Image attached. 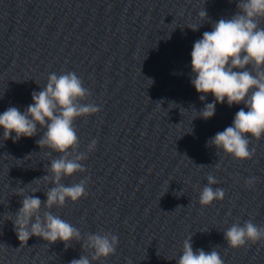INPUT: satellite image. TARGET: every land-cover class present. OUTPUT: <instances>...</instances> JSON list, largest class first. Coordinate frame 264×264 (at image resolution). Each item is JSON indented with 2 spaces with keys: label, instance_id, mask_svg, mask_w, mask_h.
<instances>
[{
  "label": "clouds",
  "instance_id": "1",
  "mask_svg": "<svg viewBox=\"0 0 264 264\" xmlns=\"http://www.w3.org/2000/svg\"><path fill=\"white\" fill-rule=\"evenodd\" d=\"M236 7L234 15L220 18L213 23L211 31H205L202 38L194 42L191 51V84L200 94L201 101L208 94L214 97L213 102L206 103L199 112L194 110L197 113L195 118H212L216 105L224 104L225 101L229 107L244 105L236 112L231 126L217 132L207 141L216 150L243 161L255 154V149L249 147L252 138L259 140L264 137V27H261L264 0H237ZM197 15L201 18L200 23L187 26L194 32L208 20L204 7ZM90 95L89 89L75 72H53L48 75L45 86L39 92H32L33 103L23 112L12 106L0 114L4 140L11 138L17 142L21 137H34L39 129H43L37 144L48 150L47 156H52L53 152L59 154L50 159V166L46 168L48 174L36 179H43L50 185L44 191L46 200L42 201L34 195L38 189H33L31 194H26L25 188L17 189L14 194L22 197L21 207L14 216L11 215V220L21 244L25 245L35 236L49 244L63 242L65 248L70 247L73 241L79 242L82 249L89 250V254H82L69 264H93L94 261L114 255L119 245L117 235L110 232L82 235L79 229L52 212L54 207H63L69 200L78 202L87 195L88 177L71 185H65L63 181L76 173L86 172L82 162L97 144L93 139L87 152H79V137L74 127L77 118L100 112V107L95 103H85ZM257 179L249 177L245 184L251 186ZM206 180L207 184L199 193L202 206L223 200L225 196L222 188L213 187L218 184V180L212 174ZM223 233L227 246L233 249L264 240V227L256 225L251 219L243 224L233 223ZM175 260L176 264H224L216 248L210 252L194 250L192 234L183 241L182 252Z\"/></svg>",
  "mask_w": 264,
  "mask_h": 264
}]
</instances>
